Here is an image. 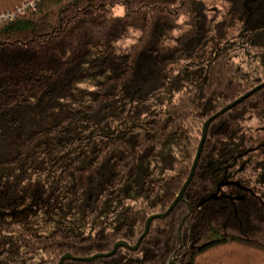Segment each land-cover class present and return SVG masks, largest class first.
<instances>
[{"label":"trees","instance_id":"trees-1","mask_svg":"<svg viewBox=\"0 0 264 264\" xmlns=\"http://www.w3.org/2000/svg\"><path fill=\"white\" fill-rule=\"evenodd\" d=\"M24 1L35 8L0 25V264L133 246L175 200L204 122L264 81V0H222L219 20L200 0H0V13ZM251 121L264 88L210 123L183 201L136 251L63 264H264V200L227 179Z\"/></svg>","mask_w":264,"mask_h":264},{"label":"rangeland","instance_id":"rangeland-1","mask_svg":"<svg viewBox=\"0 0 264 264\" xmlns=\"http://www.w3.org/2000/svg\"><path fill=\"white\" fill-rule=\"evenodd\" d=\"M204 11L209 19L214 18L219 20L221 14L226 9V4L222 0H200ZM185 19L180 18L178 21L179 27L171 32L169 36L171 38H178L185 31L183 27ZM257 30V29H256ZM241 24H236L234 28H231L228 32V38L237 37L241 35ZM253 32V31H252ZM254 31L253 34H257ZM125 43H129L126 41ZM169 43L167 46H170ZM237 57L234 58L236 62L241 64L248 63L253 64L257 62L252 52L248 51L245 54L242 51L237 52ZM245 142L238 149L241 152L240 158L237 160L236 165L229 169L231 176H228V181H238L245 185H248L249 189L255 191L264 200V122L251 121L242 124Z\"/></svg>","mask_w":264,"mask_h":264},{"label":"water","instance_id":"water-1","mask_svg":"<svg viewBox=\"0 0 264 264\" xmlns=\"http://www.w3.org/2000/svg\"><path fill=\"white\" fill-rule=\"evenodd\" d=\"M262 88H264V81L261 84L257 85L256 87H254L249 92L245 93L243 96L239 97L238 99H236L233 102H231L228 105H226L224 108H222L220 111H218L216 114H214L213 116H211L210 118H208L204 122L202 130H201V136H200V139H199V142H198L196 154L194 156V159H193L190 171L188 173V176H187L185 182L183 183L179 193L177 194L175 200L171 203L169 208L164 213H162V214H154V215L149 216L146 219L145 225H144V231H143L142 235L138 238V240L135 243V245L132 246V245H129V244L125 243L124 241H118L112 246L111 251H109L107 253L95 254V255H92V256H89V257H86V258H75V257H72L69 254H66V255H63L59 259L57 264H63L66 260L80 261V262H91V261H94V260L99 259V258H108V257L113 256L119 248H124V249L130 250V251H136L138 249L139 245H140L141 240L146 236L150 223L153 220H155V219H162V218L168 216V214L173 210L174 206L178 202H182L183 201L184 192H185L187 186L190 184V182H191V180H192V178L194 176V172H195V169H196V166H197V162L199 160V156H200L204 141L206 139V134H207V130H208V127H209L210 123L212 121H214L215 119H217L220 115L230 111L235 106L241 104L245 99L250 97L253 93H256L257 91L261 90Z\"/></svg>","mask_w":264,"mask_h":264},{"label":"built area","instance_id":"built-area-1","mask_svg":"<svg viewBox=\"0 0 264 264\" xmlns=\"http://www.w3.org/2000/svg\"><path fill=\"white\" fill-rule=\"evenodd\" d=\"M35 5V1H24L13 11L0 13V25L12 21L16 16L23 15L27 9H34Z\"/></svg>","mask_w":264,"mask_h":264}]
</instances>
